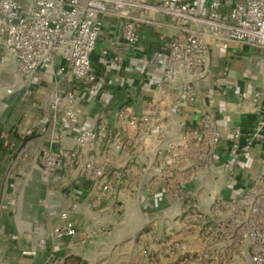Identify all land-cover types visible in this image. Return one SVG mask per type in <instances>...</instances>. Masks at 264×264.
Here are the masks:
<instances>
[{
	"label": "built area",
	"instance_id": "obj_1",
	"mask_svg": "<svg viewBox=\"0 0 264 264\" xmlns=\"http://www.w3.org/2000/svg\"><path fill=\"white\" fill-rule=\"evenodd\" d=\"M160 16L173 33L150 98L116 109L104 102L93 128L76 127L73 148L43 149L38 167L44 175L72 169L90 182L87 208L110 200L114 212L139 215L140 257L150 264H264V143L251 182H240L238 172L264 130V0H208L204 6L189 0H0V68L12 71L0 96L26 90L38 70L57 59L63 63L55 71L59 80L96 86L91 55L108 21L121 19L122 36L132 43L139 22L154 24ZM228 42L258 54L261 87L240 102L254 123L247 130L234 126L223 150L215 116L200 108L195 83L209 73L211 49ZM60 104L56 94L53 106ZM65 116L78 123V111L69 108ZM240 186L243 192L232 195ZM76 210L73 203L70 212ZM68 213L54 238L78 234Z\"/></svg>",
	"mask_w": 264,
	"mask_h": 264
},
{
	"label": "crops",
	"instance_id": "obj_2",
	"mask_svg": "<svg viewBox=\"0 0 264 264\" xmlns=\"http://www.w3.org/2000/svg\"><path fill=\"white\" fill-rule=\"evenodd\" d=\"M189 1L204 6L208 0ZM134 15L138 17L137 12ZM121 23L119 18L108 21L104 40L91 55L99 77L96 86L59 80L55 71L63 63L57 59L54 65L42 66L26 90L0 96V264H65L69 258L92 263L98 247L111 244L116 233L130 225L137 227V240L139 215L114 212L110 200L87 208L93 197L90 182L72 169L44 175L38 167L43 149L59 152L73 148L76 127L93 128L104 102L116 109L148 99L161 79L173 30L161 16L154 24L141 21L136 41L129 43L122 36ZM210 52L209 73L195 83V89L200 108L214 114L222 149L227 150L234 126L247 130L255 121L240 102L261 87L260 70L254 63L258 54L231 42ZM115 57L120 60L116 62ZM11 78L10 68H0V85ZM56 94L61 97L57 107L53 106ZM69 108L78 111L77 124L65 116ZM263 143L264 130L238 167L239 180L246 185L259 171ZM241 192L240 186L231 194ZM73 203H77V210L70 212ZM66 212L78 234L71 239L54 238L52 232ZM92 230L94 236L86 237ZM85 247L88 251H83ZM24 251L35 254L23 255Z\"/></svg>",
	"mask_w": 264,
	"mask_h": 264
},
{
	"label": "rangeland",
	"instance_id": "obj_3",
	"mask_svg": "<svg viewBox=\"0 0 264 264\" xmlns=\"http://www.w3.org/2000/svg\"><path fill=\"white\" fill-rule=\"evenodd\" d=\"M126 229L116 233L111 244L99 246L97 257L92 263L83 264H150L145 258L140 257L141 250L137 248L136 240L137 227L130 225ZM83 251H88V248L85 247ZM54 264H57L56 261ZM65 264L82 263H78L74 258H69Z\"/></svg>",
	"mask_w": 264,
	"mask_h": 264
}]
</instances>
